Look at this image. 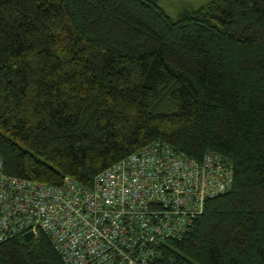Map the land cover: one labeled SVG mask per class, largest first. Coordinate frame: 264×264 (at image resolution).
<instances>
[{
  "label": "trees",
  "instance_id": "obj_1",
  "mask_svg": "<svg viewBox=\"0 0 264 264\" xmlns=\"http://www.w3.org/2000/svg\"><path fill=\"white\" fill-rule=\"evenodd\" d=\"M158 140L235 177L153 264H264V0H0L4 171L90 187ZM0 264L66 263L40 231Z\"/></svg>",
  "mask_w": 264,
  "mask_h": 264
},
{
  "label": "built area",
  "instance_id": "obj_2",
  "mask_svg": "<svg viewBox=\"0 0 264 264\" xmlns=\"http://www.w3.org/2000/svg\"><path fill=\"white\" fill-rule=\"evenodd\" d=\"M234 177L221 152L198 158L161 140L98 172L90 187L70 175L52 183L9 174L0 156V242L43 231L66 264H153Z\"/></svg>",
  "mask_w": 264,
  "mask_h": 264
},
{
  "label": "rangeland",
  "instance_id": "obj_3",
  "mask_svg": "<svg viewBox=\"0 0 264 264\" xmlns=\"http://www.w3.org/2000/svg\"><path fill=\"white\" fill-rule=\"evenodd\" d=\"M160 3L171 13L176 14L183 6H197L208 0H159Z\"/></svg>",
  "mask_w": 264,
  "mask_h": 264
},
{
  "label": "water",
  "instance_id": "obj_4",
  "mask_svg": "<svg viewBox=\"0 0 264 264\" xmlns=\"http://www.w3.org/2000/svg\"><path fill=\"white\" fill-rule=\"evenodd\" d=\"M34 235H35V233H34L33 230H29V231H27V232L24 233V236H25L27 239L34 237Z\"/></svg>",
  "mask_w": 264,
  "mask_h": 264
}]
</instances>
